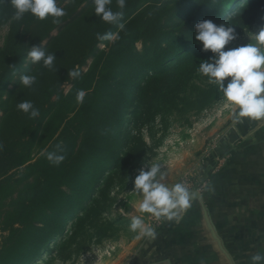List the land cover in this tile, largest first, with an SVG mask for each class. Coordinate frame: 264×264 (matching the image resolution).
Wrapping results in <instances>:
<instances>
[{
	"label": "trees",
	"instance_id": "1",
	"mask_svg": "<svg viewBox=\"0 0 264 264\" xmlns=\"http://www.w3.org/2000/svg\"><path fill=\"white\" fill-rule=\"evenodd\" d=\"M198 1L125 0L120 21L124 30L103 21L99 26V34H118V40L96 36L91 42L71 44L74 57L54 61V69L36 64V83L21 91L1 131L0 232L5 236L0 264L34 262L83 210L103 174L127 166L120 159V132L127 108L136 102L151 111L160 93L181 75L178 62L201 50L194 39L195 24L203 20L217 24L237 0H200L184 24H173L181 9L195 7ZM111 8L120 10L117 0H112ZM13 12L10 0H0V19L13 18ZM261 13L264 0H243L231 23L244 28ZM72 20L65 21L63 29ZM40 21L26 14L23 22ZM55 47L52 43L47 48ZM47 48L42 49L47 53ZM21 61L16 52L2 53L0 92ZM71 70H79L80 76H68ZM149 74L154 76L145 82ZM80 90L85 91L83 103L76 100ZM134 90L137 94L131 97ZM25 100L39 109L38 118L30 119L17 108ZM56 144L65 148V160L59 166L41 154L53 151ZM137 161L130 162L132 168Z\"/></svg>",
	"mask_w": 264,
	"mask_h": 264
},
{
	"label": "rangeland",
	"instance_id": "2",
	"mask_svg": "<svg viewBox=\"0 0 264 264\" xmlns=\"http://www.w3.org/2000/svg\"><path fill=\"white\" fill-rule=\"evenodd\" d=\"M90 1L56 0L57 6L66 13L58 23H54L52 17L38 24L23 22L28 13L20 21L7 17L0 19V56L6 50L22 56L20 65L0 92V142L6 115L25 88L20 83V76L36 75V64L27 55L30 47L47 48L54 43L56 47L47 48V53H54L56 63L72 59L71 44L91 42L99 34L102 20L95 15V5L89 4ZM198 2L195 7L181 9L173 24H184L196 11L200 0ZM233 3L217 23L236 29V39L226 49L256 43L253 37L264 26V13H261L252 24L235 27L231 18L243 0ZM71 18L72 25L63 29L64 22ZM211 55L200 50L179 61L178 73L181 75L169 89L160 93L151 111L136 102L127 108L120 132V159L122 165L127 163V166L103 174L96 188L93 185L100 176L93 180L94 191L83 210L64 225L62 234L49 242L47 249L31 264H120L129 257L131 243L139 240V233L129 227L133 218L140 217L148 225L149 214L139 210L142 197L133 191V180L138 171L141 168L147 170V165L159 164L165 172V183L171 187L185 175L201 173L199 159L208 146H216L218 156L226 154L224 148L229 142L224 138L226 132L232 131V128L227 131V127L237 122L233 112L238 109L222 111V91L209 84L208 78L198 71L201 60H208ZM153 76L149 74L144 81L149 82ZM229 79L226 78L225 84ZM67 89L68 85H65ZM136 94L137 90H134L130 96ZM135 159L137 165L132 168L130 162ZM164 222L156 233L164 227ZM4 236L0 232V244Z\"/></svg>",
	"mask_w": 264,
	"mask_h": 264
},
{
	"label": "crops",
	"instance_id": "3",
	"mask_svg": "<svg viewBox=\"0 0 264 264\" xmlns=\"http://www.w3.org/2000/svg\"><path fill=\"white\" fill-rule=\"evenodd\" d=\"M230 128L229 160L206 194L191 196L154 240L132 242L120 264H249L264 249V119L240 118Z\"/></svg>",
	"mask_w": 264,
	"mask_h": 264
},
{
	"label": "clouds",
	"instance_id": "4",
	"mask_svg": "<svg viewBox=\"0 0 264 264\" xmlns=\"http://www.w3.org/2000/svg\"><path fill=\"white\" fill-rule=\"evenodd\" d=\"M112 0H93L95 15L103 22L117 25L124 30L120 23L125 8V0H117L119 11H113L109 5ZM14 9L13 19L20 21L26 13L39 20L53 18L54 23L66 13L57 6L56 0H10ZM99 40L115 41L118 34H97ZM194 39L201 45V51L210 52L208 60H201L198 71L208 78V83L215 85L223 93V108L238 109L233 112L234 119L249 118L250 120L264 119V26L255 33L256 43H246L239 47L227 48L236 39V29L225 24L217 25L211 20L199 21L195 24ZM28 57L33 64L54 69L56 56L46 53L39 46L30 47ZM68 76L75 79L80 76L79 70H71ZM231 78L227 80L226 78ZM20 83L25 88H31L36 83L35 75L20 76ZM85 91L77 92L76 100L83 103ZM59 99V97H57ZM17 108L28 115L30 119L40 116L39 109L31 101L25 100ZM2 147V145H0ZM65 148L56 144L53 151L42 152L50 164L59 166L65 160ZM165 172L161 165H147V170L141 168L133 180V191L142 197L139 203L141 213H148L157 219L171 221L177 216L178 209L190 206L191 193L181 183L169 187L166 183ZM130 230L138 232V239L143 236L154 240L157 236L155 229L148 226L140 217L133 218ZM249 264H264V249H259L249 259Z\"/></svg>",
	"mask_w": 264,
	"mask_h": 264
},
{
	"label": "built area",
	"instance_id": "5",
	"mask_svg": "<svg viewBox=\"0 0 264 264\" xmlns=\"http://www.w3.org/2000/svg\"><path fill=\"white\" fill-rule=\"evenodd\" d=\"M216 150V146L212 144L208 146L205 152L200 156L199 166L202 168L201 173L185 175L177 182L183 184L189 190L191 196H204L208 191L211 178L218 174L228 162L229 155L222 154L218 156L216 155ZM164 221L166 220L163 218L157 219L151 214H149L147 218L148 226L153 227L155 230L160 229Z\"/></svg>",
	"mask_w": 264,
	"mask_h": 264
},
{
	"label": "water",
	"instance_id": "6",
	"mask_svg": "<svg viewBox=\"0 0 264 264\" xmlns=\"http://www.w3.org/2000/svg\"><path fill=\"white\" fill-rule=\"evenodd\" d=\"M195 198H198L199 196H197V195H193Z\"/></svg>",
	"mask_w": 264,
	"mask_h": 264
}]
</instances>
